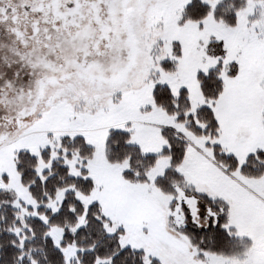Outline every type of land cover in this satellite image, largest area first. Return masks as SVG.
<instances>
[{"label":"snow or ice","instance_id":"1","mask_svg":"<svg viewBox=\"0 0 264 264\" xmlns=\"http://www.w3.org/2000/svg\"><path fill=\"white\" fill-rule=\"evenodd\" d=\"M0 264H264V0H0Z\"/></svg>","mask_w":264,"mask_h":264}]
</instances>
